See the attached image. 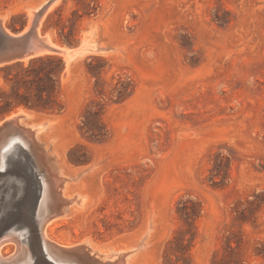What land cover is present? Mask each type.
I'll list each match as a JSON object with an SVG mask.
<instances>
[{
    "label": "rangeland",
    "instance_id": "obj_1",
    "mask_svg": "<svg viewBox=\"0 0 264 264\" xmlns=\"http://www.w3.org/2000/svg\"><path fill=\"white\" fill-rule=\"evenodd\" d=\"M43 1L0 0V22L11 33L27 32ZM71 20L72 46L92 32L108 51L69 66L63 54H43L60 55L64 73L69 69L62 76L64 111L18 107L0 117L1 125L26 111L23 127L45 125L37 137L44 167L75 178L67 194L82 197L84 206L55 218L51 239L64 248L91 242L131 249V264H172L170 241L187 228L178 203L190 199L201 213L184 239L181 264H264V0H59L39 36L72 47L62 36ZM92 58L104 93L118 80L129 84L100 113L105 137L82 129L100 97ZM6 73L0 71V87L11 91ZM18 181L8 187L12 196L20 192L9 213L36 248L35 189ZM15 251L14 243L3 248L6 258Z\"/></svg>",
    "mask_w": 264,
    "mask_h": 264
},
{
    "label": "water",
    "instance_id": "obj_2",
    "mask_svg": "<svg viewBox=\"0 0 264 264\" xmlns=\"http://www.w3.org/2000/svg\"><path fill=\"white\" fill-rule=\"evenodd\" d=\"M54 1L55 0H52L51 3ZM41 5L42 2L36 7V9L39 8L41 14H43L47 6L42 7ZM38 25L39 22L37 21L34 24V27L29 31L24 33H13L16 36L15 38L9 36L3 27L1 28L0 26L1 31L13 41V45H4V41L0 38V67L23 62L26 59L30 61L31 59L38 57L37 54L44 51L59 53V50H56L47 44L45 38H40L37 30ZM95 43L98 51H108V49L103 47L100 42L95 41ZM81 46L82 41L75 46L66 48L76 50ZM36 125L40 124L38 123ZM25 132L26 130L24 127L17 125V119L5 120L0 126V150L1 146L7 141V139L13 136H24ZM17 144L25 152L26 158L22 159L20 155L16 156V154H14V149H7V156L3 168H0V240L12 231H20L19 229L24 226L22 223L15 224V220L12 219V216L9 213V208L14 202L13 199L17 198L20 193L16 196H12L11 193L8 194V187L15 184L19 178L18 183L23 180L31 181L35 189L31 220L36 230V248L27 244L33 256L32 264H123V257H120L116 262H103L101 259L97 258L96 255H92L85 245L65 249L43 238L42 229L44 224L61 212V207L64 201L59 197L57 191H55L56 200H53L49 208L47 206L48 211L43 213L41 218H38L37 208L43 198L44 180H47L49 173L44 165L42 169L38 167L35 155L40 156L42 161L43 159L37 146L32 145L26 147L19 141ZM16 160H18L17 167L12 170V165ZM5 192H7V195H5ZM22 232L24 235L22 241H25L29 229L27 228L26 231Z\"/></svg>",
    "mask_w": 264,
    "mask_h": 264
},
{
    "label": "trees",
    "instance_id": "obj_3",
    "mask_svg": "<svg viewBox=\"0 0 264 264\" xmlns=\"http://www.w3.org/2000/svg\"><path fill=\"white\" fill-rule=\"evenodd\" d=\"M74 15H77L76 12ZM76 20H71V27L67 34H64L66 27L62 28L64 43L72 46L76 43ZM12 30H16L14 25ZM98 61L92 58L88 65L90 71L96 79L95 89L99 100H93L91 106L86 111L82 129H85L92 137H105V126L99 120L100 113L105 109L106 103L111 100L112 96L117 94L121 99L127 91L129 84L121 80L113 86L110 94L102 91L101 81L96 73H93V62ZM18 69L13 74V69ZM0 71H6L4 76L6 83L11 84V91H5L0 87V117L8 114L18 107H24L31 111L41 113H61L65 109V104L60 100L62 91V76L65 71V62L58 54H46L35 57L26 65L23 62H17L0 67ZM177 212L180 219L187 226L186 229L177 231L176 240L170 241L173 249L175 262L172 264H181L186 258L184 248V239L190 234L191 227L196 219L200 216L201 207L199 202L193 200H181L178 203ZM229 250L234 251L229 245Z\"/></svg>",
    "mask_w": 264,
    "mask_h": 264
},
{
    "label": "bare ground",
    "instance_id": "obj_4",
    "mask_svg": "<svg viewBox=\"0 0 264 264\" xmlns=\"http://www.w3.org/2000/svg\"><path fill=\"white\" fill-rule=\"evenodd\" d=\"M51 1L52 0H44L42 2V5H41L42 7L47 6V8H46V10L44 11L43 14H41L39 8L38 9H33L31 11V13H30V21H29L30 23H29V27H27V30L32 29L34 27V24L38 21L39 25L37 27V30L40 31L39 30V26L42 23L44 17L46 16V14L53 8V6L59 0H55L52 3H51ZM0 26L2 28L4 25H2V23L0 22ZM1 28H0V38L4 41V45H8V44L9 45H13V43H12L13 41L1 31ZM3 29L5 30V32H7V34L9 36H11L13 38L16 37L13 33H11L10 31L6 30L5 27H3ZM89 33L90 34H86L85 35V38H84L83 43H82V46L79 49H76V50L68 49V48H62V47H57L54 44L49 43V41H47V40H46V42H47V44L50 47H52V48H54L56 50H59L58 54H63L65 56V58H66V60L68 62V66H69L73 60H75L76 58H78L80 56L85 55L86 53H105V52H107V51H98L97 50V45H96L95 42H93V40H92L93 38H91V35H92L91 33L92 32H89ZM40 38H42V37H40ZM50 52L51 51H44V52H41L40 54H37V56L43 55L45 53H50ZM68 71H69V69L67 68L66 72L64 74H67ZM29 117H31V116H30V114L28 112L21 111V113H19L18 115L14 114L11 117H8L6 121L11 120V119H17V125L20 126V127H23L24 126L23 122ZM33 125L34 124H32V126H30V127L29 126L28 127H26V126L24 127V129L26 130L24 136H13V137L7 139V141L5 143H3V145L1 146L2 152L0 150V168H3V164H4L6 156H7V151H6L7 149H14V151H15L14 154H16V156L20 155L22 157V159L26 158L25 152L17 144L18 141L21 142L26 147H29V146H32V145L37 146L38 133H40L41 131H44L46 129V127L43 124L41 126H38V127H35ZM48 125H49V123H48ZM37 147H39V146H37ZM35 157L37 159L38 167L42 169V167L44 165L43 164L44 161L42 162L41 157L38 156V155H35ZM45 164H47V163H45ZM46 170L48 171L49 175H48L47 180H44V192H43V196H42L43 198L41 199V201H40V203L38 205L37 216H38V218H41L43 213L48 211L47 206L49 208L51 202L53 200H56L55 191H57V193L59 194V197L64 201V203H63V205L61 207V212L59 214H57L55 217L49 219L44 224V227L42 229L43 238L45 240L57 245L58 243L53 241L51 239L50 235H49V232H48L49 226L51 225V223L53 222V220L55 218L67 215V213L70 211L69 210L70 206H74V208L75 207H83L84 206V201H83V199H81L82 198L81 196H80L81 198H73L75 195L74 196L72 195L73 197L70 199V197L67 194V191H68V189L70 187L69 186L70 182L73 181L75 178H73V180H71L72 177L64 174L63 171H61L59 168H57L56 165H53V164L50 166V169L46 168ZM8 194H10V193H8ZM16 201H18V200H16ZM29 203H30V201H29ZM31 203H34V202H31ZM12 207H15V206H11V209H12ZM17 210H19V209H17ZM23 210H22V212H23ZM20 213H21V211L19 212V214ZM23 222H25V221L23 220ZM30 225H32V224H30ZM23 236L24 235H23L22 231H12V232L8 233L5 237H3L0 240V264H32L33 256H32L31 251L29 250V247H28L27 243H25V241L24 242L22 241V237ZM27 238H29V237L27 236ZM9 243H14L16 245V251L9 258H6L4 256L3 248H4V246L8 245ZM85 246L88 248V250L91 252L92 255H96V257L101 259L103 262H106V261L116 262L120 257H123V262L121 261L123 264H131L132 254H135V252L131 251V249L130 250L129 249L128 250H125V249L122 250L120 248L119 249H115L114 248L113 250H111V249L108 248L107 250H105V249H102L100 247H97V246L93 245L91 242H88V244H86ZM60 247H62V246H60ZM62 248H64V247H62ZM65 249H70V248L66 247ZM108 250H111V251H108ZM39 264H42V263H39Z\"/></svg>",
    "mask_w": 264,
    "mask_h": 264
}]
</instances>
